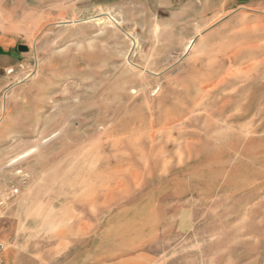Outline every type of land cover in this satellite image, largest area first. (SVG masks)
I'll return each instance as SVG.
<instances>
[{"label": "rangeland", "instance_id": "1", "mask_svg": "<svg viewBox=\"0 0 264 264\" xmlns=\"http://www.w3.org/2000/svg\"><path fill=\"white\" fill-rule=\"evenodd\" d=\"M198 14L0 0L3 253L264 264V9Z\"/></svg>", "mask_w": 264, "mask_h": 264}, {"label": "crops", "instance_id": "2", "mask_svg": "<svg viewBox=\"0 0 264 264\" xmlns=\"http://www.w3.org/2000/svg\"><path fill=\"white\" fill-rule=\"evenodd\" d=\"M149 1V0H148ZM70 3H84L85 0H69ZM151 4L162 13H185L187 10L199 13L198 18L219 22L231 13L242 8L264 9V0H151ZM0 39V74L14 63L13 51ZM78 241L69 240L62 252L55 248H22L15 252L6 250L0 255V264H121L118 260H104L103 255L88 253L86 249H77ZM80 244L83 241L79 242Z\"/></svg>", "mask_w": 264, "mask_h": 264}, {"label": "built area", "instance_id": "3", "mask_svg": "<svg viewBox=\"0 0 264 264\" xmlns=\"http://www.w3.org/2000/svg\"><path fill=\"white\" fill-rule=\"evenodd\" d=\"M4 249H5V245H4V243L0 240V255L3 253Z\"/></svg>", "mask_w": 264, "mask_h": 264}]
</instances>
